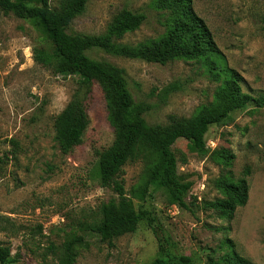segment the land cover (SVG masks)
<instances>
[{"label": "rangeland", "instance_id": "1", "mask_svg": "<svg viewBox=\"0 0 264 264\" xmlns=\"http://www.w3.org/2000/svg\"><path fill=\"white\" fill-rule=\"evenodd\" d=\"M62 0H50L54 10ZM196 13L211 30L217 51L195 60L166 64L127 58L100 48L87 54L109 62L127 74L137 101L152 110L151 125L167 124L171 115L190 118L216 105V95L234 72L242 92L264 95V0H193ZM127 9L146 17L119 43L159 41L175 17L158 8L157 0H90L85 13L70 25V33L102 35L113 18ZM47 46L32 23L0 10V245L11 250L6 264H59V249L67 238L82 236L87 246L75 250V264H152L159 243L147 223L135 234L110 245L84 231L101 220V207L117 194L101 187L96 176L98 154L114 142L104 95L95 84L86 108L90 120L83 142L64 155L56 142V121L78 88L76 76L55 73L39 64L35 49ZM207 153L192 151L185 140L173 146L178 174L193 187L188 207L170 206L165 190H150L145 199L131 198L150 180L142 157L131 160L122 179L136 210L148 211L166 248L212 264L236 253L253 264H264V108L237 111L206 134ZM233 156L229 167L213 158L218 150ZM245 179L249 201L232 215L209 207L222 199L216 179Z\"/></svg>", "mask_w": 264, "mask_h": 264}, {"label": "trees", "instance_id": "2", "mask_svg": "<svg viewBox=\"0 0 264 264\" xmlns=\"http://www.w3.org/2000/svg\"><path fill=\"white\" fill-rule=\"evenodd\" d=\"M90 0H62L54 10L50 0H0V10L13 13L32 23L40 31L47 46L35 49L39 64H53L55 73L76 76L78 88L56 121L55 140L64 155L83 142L90 120L86 102L95 84L99 85L106 102L108 122L114 130L113 144L98 154L96 176L101 187L111 188L118 196L101 207V220L84 227V231L110 245L119 237L135 234L147 223L159 243L158 258L152 264H194L191 257L170 252L152 223L148 211L136 210L131 198L145 199L150 190H165L170 206L187 208V198L193 187L178 174V159L173 146L185 140L192 151L207 153L206 134L210 127L224 123L232 113L249 107L264 108V95L257 98L242 92L241 78L234 72L216 95V105L201 109L190 118L171 115L167 124H149L145 115L152 110L146 102L137 101L132 94L125 70L106 61L88 56L91 48L150 63L166 64L173 59L195 60L217 51L214 36L206 22L196 13L193 0H157L158 8L175 17L173 27L159 41L137 45L119 41L136 31L146 20L143 14L124 9L111 21L108 32L102 35L70 33L71 23L83 15ZM264 22V20H263ZM145 161L150 180L140 190H131V198L122 179L128 162L138 157ZM216 161L229 167L234 156L225 149L212 154ZM3 163L0 157V164ZM216 188L223 198L209 207L224 216L232 215L249 201V184L226 174L216 179ZM82 236L67 238L60 251L59 264H75L78 247H85ZM11 250L0 245V264L10 261ZM212 264H253L250 260L228 253Z\"/></svg>", "mask_w": 264, "mask_h": 264}]
</instances>
